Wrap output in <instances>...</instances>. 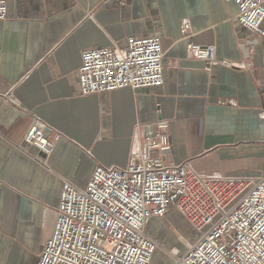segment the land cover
I'll use <instances>...</instances> for the list:
<instances>
[{
  "label": "crops",
  "instance_id": "obj_1",
  "mask_svg": "<svg viewBox=\"0 0 264 264\" xmlns=\"http://www.w3.org/2000/svg\"><path fill=\"white\" fill-rule=\"evenodd\" d=\"M237 12L225 0H7L0 92L13 89L18 104L0 97V264H37L62 180L83 188L96 166L126 165L157 120L168 123L173 163L203 174H264V38L236 22ZM153 33L164 51L161 88L81 95L82 50ZM188 40L214 44L233 65L205 72L187 55ZM37 119L61 135L47 166L24 141ZM173 211L147 226L169 248L185 235L170 229Z\"/></svg>",
  "mask_w": 264,
  "mask_h": 264
},
{
  "label": "built area",
  "instance_id": "obj_2",
  "mask_svg": "<svg viewBox=\"0 0 264 264\" xmlns=\"http://www.w3.org/2000/svg\"><path fill=\"white\" fill-rule=\"evenodd\" d=\"M225 1L237 6L236 22L264 38V0ZM6 15L7 0H0V20ZM190 28L189 18H182L183 39L191 37ZM186 52L203 62L205 72L215 64L233 65L218 57L214 44L188 40ZM163 56L158 33L130 34L120 46L84 49L77 74L80 93L161 88ZM0 97L18 104L13 89ZM167 128L166 120L155 121L126 165L96 166L83 188L62 180L37 264H151L157 243L147 226L170 209L198 232L194 238L176 236L171 264H264V174H203L187 162L173 163ZM46 129L37 119L24 135L44 166L61 137Z\"/></svg>",
  "mask_w": 264,
  "mask_h": 264
},
{
  "label": "rangeland",
  "instance_id": "obj_3",
  "mask_svg": "<svg viewBox=\"0 0 264 264\" xmlns=\"http://www.w3.org/2000/svg\"><path fill=\"white\" fill-rule=\"evenodd\" d=\"M257 163L264 164V151L262 157L257 159ZM167 219V223H170V229L173 232H175V230L173 229L175 228L177 230L184 231V234L188 237L194 238L195 236H198V232H195L190 227L188 228V226H186V224L184 223L185 221H183V219L175 210L168 215ZM148 226L150 227V224ZM156 243L157 249L153 253L151 264H170L172 262L171 259H173V257L170 256L169 251L173 248V246H170L169 248L164 242ZM182 252L183 249H181V253Z\"/></svg>",
  "mask_w": 264,
  "mask_h": 264
},
{
  "label": "bare ground",
  "instance_id": "obj_4",
  "mask_svg": "<svg viewBox=\"0 0 264 264\" xmlns=\"http://www.w3.org/2000/svg\"><path fill=\"white\" fill-rule=\"evenodd\" d=\"M176 250H177V248L173 247V248H172V251H173V252H171V254H174V252H175ZM171 260H172V259H171ZM170 264H171V263H170Z\"/></svg>",
  "mask_w": 264,
  "mask_h": 264
}]
</instances>
